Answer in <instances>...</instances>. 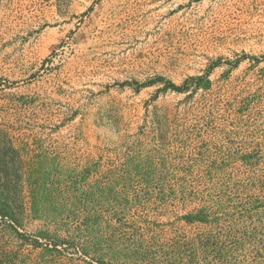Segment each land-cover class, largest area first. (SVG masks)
Segmentation results:
<instances>
[{
  "label": "rangeland",
  "instance_id": "rangeland-1",
  "mask_svg": "<svg viewBox=\"0 0 264 264\" xmlns=\"http://www.w3.org/2000/svg\"><path fill=\"white\" fill-rule=\"evenodd\" d=\"M0 264H264V0H0Z\"/></svg>",
  "mask_w": 264,
  "mask_h": 264
},
{
  "label": "trees",
  "instance_id": "trees-1",
  "mask_svg": "<svg viewBox=\"0 0 264 264\" xmlns=\"http://www.w3.org/2000/svg\"><path fill=\"white\" fill-rule=\"evenodd\" d=\"M168 87H171L177 91H182L183 90V86H177L176 84L172 83V82H168Z\"/></svg>",
  "mask_w": 264,
  "mask_h": 264
}]
</instances>
